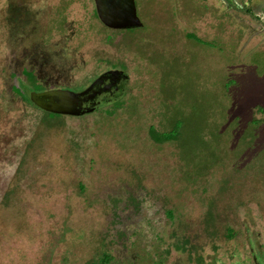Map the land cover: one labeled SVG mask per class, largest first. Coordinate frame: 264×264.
<instances>
[{
    "label": "rangeland",
    "instance_id": "obj_1",
    "mask_svg": "<svg viewBox=\"0 0 264 264\" xmlns=\"http://www.w3.org/2000/svg\"><path fill=\"white\" fill-rule=\"evenodd\" d=\"M134 1L138 26L108 29L93 0H0V264H123L135 230L167 264L192 260L186 234L224 264L247 229L263 243L264 0ZM97 56L127 78L107 110L51 117L10 92L23 67L77 90Z\"/></svg>",
    "mask_w": 264,
    "mask_h": 264
},
{
    "label": "flooded vegetation",
    "instance_id": "obj_2",
    "mask_svg": "<svg viewBox=\"0 0 264 264\" xmlns=\"http://www.w3.org/2000/svg\"><path fill=\"white\" fill-rule=\"evenodd\" d=\"M95 17H96V15H95ZM95 59H96L95 63L98 67L97 70L93 74H91L87 79H85L82 83L74 85L77 90H74L73 92L78 93V92H81V91H83V90H85L91 86V88L88 90L86 95H84L81 98V100L84 102L85 106H87V105L89 106V104H91V105L99 104V108L94 111V112H97V111H103L105 109L107 110L108 106H113L119 101L120 94L122 92V86L125 83V81L127 80V78L124 75V72L120 71V69H117L116 66L112 67L111 64H113V62L111 60L109 61L108 58H105V57L99 58L97 56ZM24 70L32 72L35 80L38 83H40V85L42 87H44V89L42 91H46V90H50V89H63V88H58V85H62V84H60L59 80H55V81H51V82L49 80H45V78L44 79L41 78L42 76L40 75V71L37 69L31 68V70H28V69L23 67L21 69L20 74ZM113 71H114V73H112ZM12 75L20 77V80L22 79V77L17 75V73L15 71L10 72V75H9L10 78H12ZM64 90H68V89H64ZM42 91H35V92H42ZM87 96H89V97H87ZM20 101H22V100H20ZM94 112H91V113H94ZM108 112H109V110H108ZM87 114H89V113H87ZM102 115H104V114H102ZM109 115L112 116L114 114L112 112ZM79 116H81V115H79ZM151 133H153L154 135H157V136H165L167 133L166 134H164L165 132L160 133L154 127H150L147 131L149 139L151 141H153L155 144H161L162 145L166 142V141L158 142L155 139V137H153L151 135ZM167 214H168V216H167ZM118 215H119V213L116 215V219L114 218V221L118 219ZM166 216L170 217L172 219V217H173L172 211L166 212ZM208 230L209 229H207V234L210 237V241L213 242L214 236H213L212 232L208 231ZM248 230L249 229H247L245 232L246 233V239L245 238L243 239L244 240L243 244H244L245 248L250 246L248 248V252L245 251L247 255L244 258L241 257V260H238L237 262L231 263V264H264V238H263V243H261V242L258 243V240H256L258 233L256 236ZM135 231L130 233L131 235H127V234L123 235V238L126 239L125 242H126L127 248H129L132 245L134 247L136 246V251H133V252L130 251L132 253V255L129 258L124 259L123 264H139L140 262H142V261L137 262V260H136V258L139 256L141 250L146 251L142 255L143 259L147 260V258H149L148 257V249L144 246L142 247V249H140L139 245H136V244H139V242L137 241L135 243V239L133 236V233L135 234ZM259 234H260V232H259ZM260 235L262 236V234H260ZM188 238L189 237L186 234L183 237H180L179 238L180 240H178L175 244V246H176V245H178L179 242L182 244V242L184 241L183 245H184V249L188 252L187 254H189L190 252L192 253L191 254L192 260L190 261V263H187V264H197L196 258L198 256L200 257V260L198 262L202 261L201 264H224V260L221 256H219L218 251L217 250L215 251L213 249V243L210 245V248L212 247V249H210V252L205 253V251L200 252L201 251L200 247L195 245L194 242H193V244L189 243L190 241ZM209 242H208V244H209ZM188 245H190L193 249H191V250L188 249L189 248V247L187 248ZM143 248H145V249H143ZM167 250H169V249L166 248L165 251L162 252L161 255H158L156 251L154 253H149L150 258L162 259V264H167V256H166V255H168V253L166 252ZM172 250H173V247H172ZM176 252L178 254H180L179 258H178L179 262H180V260L183 259V256L185 253H180V251H176ZM151 254H153V255H151ZM112 261H114V264H119L118 258L116 256H114V259L111 258L110 264H112ZM187 262H189V261H187Z\"/></svg>",
    "mask_w": 264,
    "mask_h": 264
},
{
    "label": "water",
    "instance_id": "obj_3",
    "mask_svg": "<svg viewBox=\"0 0 264 264\" xmlns=\"http://www.w3.org/2000/svg\"><path fill=\"white\" fill-rule=\"evenodd\" d=\"M93 5L97 20L108 29H125L139 24L134 0H93ZM90 88L78 93L64 89L26 90V95L34 106L46 113L79 116L99 108V104L85 106L81 100Z\"/></svg>",
    "mask_w": 264,
    "mask_h": 264
},
{
    "label": "trees",
    "instance_id": "obj_4",
    "mask_svg": "<svg viewBox=\"0 0 264 264\" xmlns=\"http://www.w3.org/2000/svg\"><path fill=\"white\" fill-rule=\"evenodd\" d=\"M94 13H93V17H94ZM15 75H12V77H14ZM21 76L23 77L21 80H20V83L21 85L20 86H15V85H12L10 86V92L15 96L17 97L18 99L22 100L23 103H25V101L27 100L28 101V105L32 106L33 108H35L36 110H39L40 112H43L45 115L47 116H57V115H54V114H51V113H46L42 110H40L39 108H37L36 106H34L30 101L29 99L27 98V95H26V90H30V91H42L44 89V87H42L40 85V83H38L32 72L30 71H22L21 73ZM151 135L153 137H155V139L158 141V142H163V141H166L167 139H169L168 137L169 136H157V135H154L153 133H151ZM98 260V264H110L111 262V257L107 254H102L101 257L97 258Z\"/></svg>",
    "mask_w": 264,
    "mask_h": 264
}]
</instances>
